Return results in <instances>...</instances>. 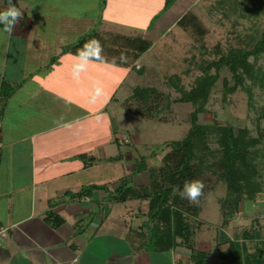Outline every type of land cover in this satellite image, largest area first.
I'll list each match as a JSON object with an SVG mask.
<instances>
[{"label":"crops","instance_id":"0c3cea01","mask_svg":"<svg viewBox=\"0 0 264 264\" xmlns=\"http://www.w3.org/2000/svg\"><path fill=\"white\" fill-rule=\"evenodd\" d=\"M102 1L0 0V11L11 3L24 13L13 34L0 31V264H213L216 254L237 238L238 233L231 234V220L217 226L215 237L195 239L198 230L212 225L202 220L193 236L194 251L178 244L157 251L142 243L141 229L130 227L134 221L142 227L147 202L109 200V192L137 161L133 153L137 150L118 151L116 146L125 144L119 136L127 134V145L131 139L140 142L119 130L116 109L137 112L134 104L124 103L138 86L137 74L152 70L148 59L142 62L144 57L156 58L150 54L155 46L151 42L135 61L122 64L104 56V62H90L78 80L72 78L70 65L76 53L62 50L90 32L121 33L108 14L126 10L122 3L130 1L134 9L137 2L138 11L139 0ZM195 1L175 17L191 10ZM151 31L147 27L145 33ZM167 72L163 70L162 78L180 76ZM149 76L148 80L157 79ZM126 78L132 89L128 94L122 90L128 89L123 86ZM147 181V172L142 171L133 174L129 184ZM91 184L106 186L78 195ZM50 211L63 223L47 222ZM211 244L216 251H209ZM196 249L206 252L205 259L196 258Z\"/></svg>","mask_w":264,"mask_h":264},{"label":"trees","instance_id":"16d2710c","mask_svg":"<svg viewBox=\"0 0 264 264\" xmlns=\"http://www.w3.org/2000/svg\"><path fill=\"white\" fill-rule=\"evenodd\" d=\"M172 1L165 0V5L169 6ZM212 8H219L224 15L228 14L227 9H239L238 17L253 20V26L244 27L242 30L245 32H232L235 44L225 51L217 49L218 54L214 58L204 59L198 65L200 73L188 88L183 86L180 76H167L166 81L179 93L174 100L192 106L190 125L179 139L163 142L158 149L161 151L166 148L160 165H149L145 161L146 157L140 158L133 170L124 177L125 180H121L109 192V200L117 203L133 199L147 202L145 220L140 228L144 234L142 243L157 251L169 250L177 244L194 251L193 236L196 227L202 225V219L198 217L201 205L206 195L214 191L219 183H224L226 187L221 204L222 225L227 223L232 214L242 211L245 202L251 203L257 197L264 196V126L261 125L264 103L257 116L256 135H252L246 126L219 123L217 120L212 123L198 120L199 114L208 112L209 99L224 69L230 73L222 77L224 95L234 93L238 88L251 94L252 87L258 84L256 64L259 57L264 55V24L260 21L264 0H216ZM176 23L185 32L192 36L195 34L196 37H193L196 41L206 32L201 19L191 10L181 15ZM91 39L101 42L104 56L122 64L135 61L151 46V41L141 35L100 34L94 31L62 51L77 54L84 43ZM122 55L127 57L126 61L120 59ZM258 86L264 91V77ZM10 92L3 93L1 105ZM156 94L155 87L138 85L132 95L140 101H147ZM158 152L152 149L150 155ZM142 171L147 172L148 181L130 185L132 175ZM194 179L202 180L205 184L204 195L198 205L181 199L177 194L185 181ZM102 187L105 185H87L79 190L78 195L90 194L93 189ZM46 220L53 226L64 221L51 211L47 213ZM246 237L254 240L253 233L246 234ZM257 243L262 250L248 252L245 242L240 243L235 237L229 240L225 250L216 254L213 264H264V239Z\"/></svg>","mask_w":264,"mask_h":264},{"label":"rangeland","instance_id":"374dc122","mask_svg":"<svg viewBox=\"0 0 264 264\" xmlns=\"http://www.w3.org/2000/svg\"><path fill=\"white\" fill-rule=\"evenodd\" d=\"M191 1L184 0L176 3V0H173L169 6H166L165 0H139V12L136 11L137 2H135L134 9H132V2L128 1V5L126 6L122 3L126 9L123 12L119 10L116 13L109 12L108 14L111 19H115V22L122 29L121 34L141 35L142 37H144V34L149 35L151 37L150 41L155 44L150 54H153L156 60L154 61L153 57L146 55L142 62L148 59L149 63L153 66L149 74L153 77L157 76V79L148 80L150 78L149 74L141 75L138 73L134 81L142 87H155L157 94L147 101L141 102L135 97H130L125 103L123 102L125 106L127 104H134L133 108L137 111L136 113L126 110L127 107H124L123 111L118 108L116 109L119 112V130L122 133L129 132L132 138L138 137L140 141L139 143H135L132 139H129L130 141L127 145V134H125L126 138L122 139V142L125 144L116 146L118 151L124 153L129 149H132V151L137 150V152L133 151L137 160L146 157L145 161L149 165H160L161 156L166 148L161 151L158 149L163 142L179 139L190 125L192 106L190 103H180L174 100V98L179 96V93L166 81L167 77L162 78V75L164 76L163 70L168 69L167 74L177 71L181 77V83L185 88H188L192 84L194 77L200 73L198 65L204 59L214 58L218 54L217 49L225 51L232 44H235L234 36L231 37L232 32H245L242 30L244 27L253 26V20L250 21L245 17H238L240 13L239 9H227L228 14L224 15L223 11L219 8H212L215 6L216 0H196L191 11L201 19V22L206 27L203 37L199 41H196L193 37H196L195 34L192 36L191 33L185 32L176 23L180 16L175 17ZM175 4L176 7L171 9L170 7ZM260 21L264 24V12L260 14ZM172 23L175 25L169 32H161ZM147 27H150L152 31L145 33ZM256 67L259 79L258 84L252 87L251 94L238 88L234 93L224 95L222 77L230 75L228 70L224 69L209 99L208 112L199 114L198 120L205 123H212L214 120H217L219 123L246 126L252 135H256L257 116L260 114V106L264 103V91L258 86L264 77V55L259 57ZM128 85L126 78L123 86L128 87V89H122L124 94H128L132 90L131 86ZM132 91L134 92V88ZM137 100H139V104ZM113 124L115 125V123ZM261 125L264 126V119L261 121ZM119 137L122 138L123 136L120 135ZM152 149L159 152L150 155ZM137 178L134 176L133 181L136 182ZM123 180L125 179L123 178ZM225 193V184L219 183L214 191L206 195L198 217L202 220L210 221L212 225L200 231L198 230L199 232H196L195 239L199 235H203L206 238L217 235V226H220L223 220L221 204ZM113 212L118 215L123 214L122 210L118 211L115 209ZM263 218V195L257 197L254 202H245V208L242 211L229 217L232 228L231 234L238 233L237 239H239L240 243L245 242L248 252L262 250L257 242L260 239H264ZM91 219L92 216L86 220ZM119 222L121 224V221ZM128 224L130 225V222L125 221V225L127 226ZM130 227L140 229L136 221ZM250 233H253L254 240L246 237V234ZM256 239L257 241H255ZM208 247L211 252L217 250L215 245L211 244ZM196 250L199 253V257L196 258L205 259L206 252Z\"/></svg>","mask_w":264,"mask_h":264},{"label":"clouds","instance_id":"9594fccd","mask_svg":"<svg viewBox=\"0 0 264 264\" xmlns=\"http://www.w3.org/2000/svg\"><path fill=\"white\" fill-rule=\"evenodd\" d=\"M24 13L20 8L9 4L7 8L0 11V31L9 35L13 34L16 24L23 18ZM103 45L98 39H91L84 43L83 47L77 52L72 64L70 65L71 76L78 80L81 73L87 70L90 62H104ZM122 61H126V56H121ZM205 184L202 180L194 179L185 181L182 189L177 194L181 199L188 200L191 204L198 205L200 198L204 195Z\"/></svg>","mask_w":264,"mask_h":264},{"label":"built area","instance_id":"2783aa9c","mask_svg":"<svg viewBox=\"0 0 264 264\" xmlns=\"http://www.w3.org/2000/svg\"><path fill=\"white\" fill-rule=\"evenodd\" d=\"M124 138H126V136H123L122 138L119 137L118 141H119V142H122V139H124Z\"/></svg>","mask_w":264,"mask_h":264}]
</instances>
